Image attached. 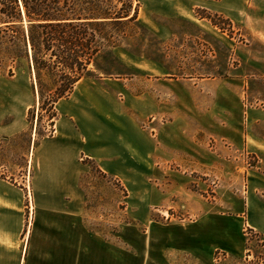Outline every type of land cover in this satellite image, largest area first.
<instances>
[{"label": "rangeland", "instance_id": "374dc122", "mask_svg": "<svg viewBox=\"0 0 264 264\" xmlns=\"http://www.w3.org/2000/svg\"><path fill=\"white\" fill-rule=\"evenodd\" d=\"M137 4L138 17L127 25L126 38L95 59L75 95L59 107L62 114L71 111L91 88L84 110L93 116L82 117L80 126L93 132L101 147L113 149L110 170L97 172L98 163L83 154L77 158L88 175L74 181L58 175L49 186L35 163L29 117L37 99L29 65L21 60L13 76L12 64L0 69V127L21 126L13 135L0 132V177L30 193L27 226L36 216L54 222L63 206L68 264L87 260L81 239H71L83 217L98 236L93 264H264L258 212L263 204H236L239 198L260 197L252 179L264 174V160L236 154L209 136L191 154L181 153L173 129L187 109L201 115L213 104L214 82L238 81L242 87L245 81L249 90L241 91L242 103L262 111L264 46L243 28L229 35L199 24L191 0H136L134 8ZM253 55L260 63L249 61ZM50 130L41 127L40 133ZM21 134L26 135L16 138ZM36 134L37 127L32 139H39ZM47 193L52 204L40 199ZM60 195L67 204H56ZM55 243L39 238L37 250Z\"/></svg>", "mask_w": 264, "mask_h": 264}, {"label": "crops", "instance_id": "0c3cea01", "mask_svg": "<svg viewBox=\"0 0 264 264\" xmlns=\"http://www.w3.org/2000/svg\"><path fill=\"white\" fill-rule=\"evenodd\" d=\"M191 3L194 19L199 24L217 29L208 20L197 18L195 15L197 9L224 15L232 21L234 28L240 27L249 31L251 36L264 46V42H261L264 41V0H191ZM249 61L258 64L260 58L253 55ZM214 83L216 88L212 93L213 104L207 107L203 114L199 115L200 113L196 112L191 114L187 109L179 120L173 122L174 132L179 137L175 147L181 153L191 154L195 150L192 147L204 145L209 136L226 142L229 150L236 154H252L257 159L264 160V109L260 111L247 106L240 98L242 90L243 92L249 90V84L244 81L241 87L238 81ZM81 84L82 81L77 89ZM91 92V88L86 87L79 96L80 104L71 111L62 114L59 107L63 101L58 105L60 119L56 125L55 137L44 139L34 150L37 168L44 171L45 177L49 178L47 179L49 186L58 175L72 181L88 175L87 165L77 158L83 154L88 159L96 161L102 170H110L109 164L114 161L111 158L113 149L109 146L107 149L101 147L92 139L94 133L80 126L82 117L93 116L91 112L84 110ZM193 117L197 119V123L193 121ZM20 130L21 126L16 122L0 127V132L5 135H13ZM197 135H201L200 141ZM254 177L252 182L260 197L256 195L257 198L252 200L248 198L247 202L239 198L236 204H263L258 212L262 219V228L259 232L264 235V174L260 173ZM29 195L26 188L15 186L0 177V264H68L69 228L68 218L63 215V206L59 207L62 216L55 218L54 222L51 217L38 220L36 216L34 223L30 221L31 225L27 226L26 204ZM40 199L44 204H52V196L48 193ZM55 202L67 204L62 195ZM77 224L76 229L72 230L71 239L75 240L78 237L81 239V246L87 256L86 262L83 260L82 264H93L95 262L93 245H98V236L89 231L84 217L80 218ZM26 229H29V242L27 249L24 250L21 242ZM39 238L49 240L50 244L51 240H55L56 243L53 248L37 250ZM86 247L88 249H85Z\"/></svg>", "mask_w": 264, "mask_h": 264}, {"label": "trees", "instance_id": "16d2710c", "mask_svg": "<svg viewBox=\"0 0 264 264\" xmlns=\"http://www.w3.org/2000/svg\"><path fill=\"white\" fill-rule=\"evenodd\" d=\"M135 2L0 0V69L12 64L9 75L13 76L14 66L19 61L25 60L29 65L37 99L29 117L30 140L31 145L35 142L34 148L44 139L54 137L60 119L58 105L71 98L95 59L105 49L118 47L117 42L126 38L127 25L138 17L140 4L134 8ZM196 15L221 32L232 34L233 23L224 15L202 9H197ZM36 127L39 139L34 140ZM41 127L50 128L49 134L41 135ZM93 166L94 170L103 173L95 162ZM1 177L6 180L4 175ZM260 247L264 248L263 238ZM219 255L221 252L216 253L217 260Z\"/></svg>", "mask_w": 264, "mask_h": 264}]
</instances>
